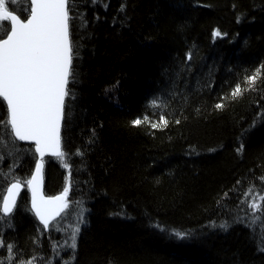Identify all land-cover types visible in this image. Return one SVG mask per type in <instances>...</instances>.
Here are the masks:
<instances>
[{
    "label": "trees",
    "instance_id": "16d2710c",
    "mask_svg": "<svg viewBox=\"0 0 264 264\" xmlns=\"http://www.w3.org/2000/svg\"><path fill=\"white\" fill-rule=\"evenodd\" d=\"M9 7L30 14L28 0ZM71 15L78 55L61 135L72 207L44 231L24 186L8 222L0 219V261L8 264L12 244L18 260L36 264H264V233L245 219L247 199L264 189V76L230 95L264 65V0H73ZM161 115L166 128L131 123ZM0 140L5 194L37 158L4 127ZM44 160L45 195H57L69 169ZM81 212L75 251L60 247Z\"/></svg>",
    "mask_w": 264,
    "mask_h": 264
},
{
    "label": "snow or ice",
    "instance_id": "6c2138e0",
    "mask_svg": "<svg viewBox=\"0 0 264 264\" xmlns=\"http://www.w3.org/2000/svg\"><path fill=\"white\" fill-rule=\"evenodd\" d=\"M15 2L17 0H0V28H5L3 22H10V30H5L4 35L0 36V102L6 105V115L0 120V127L7 129L13 145L17 141L33 143L34 152L39 158L35 161V170L30 178H16L7 188L6 195L0 193V219L8 222L7 218L11 217L17 207L22 187L26 186L31 192L30 211L43 225L44 231H48L54 226L57 218L66 214L72 207L69 200L70 165L62 148L61 132L67 101L72 95L69 85L73 81L74 60L78 55L71 37L73 0H29L30 14L26 19L10 10L9 5ZM92 2L95 3L96 0ZM123 9L124 6L121 5V11ZM212 35L215 39L222 34L216 30ZM187 58L191 59V53ZM262 76L264 65L245 77V83L248 85L246 89L237 84L230 94L231 98L236 99L242 96L244 91L255 90V84ZM151 105L159 107L158 99L151 101ZM215 107L222 109L224 104L217 103ZM131 123L134 127L147 123L153 129H162L168 126L169 121L161 115L155 122L144 116L134 119ZM5 146L0 140V148ZM242 149L243 146L238 151ZM46 154L57 158L62 167L69 169L63 191L55 196H45L41 190ZM3 159V154H0V160ZM2 174L0 172V175ZM261 179L264 180V177ZM252 191V188H249L244 196L247 197ZM247 207L250 213L248 226L255 228L259 224L264 233V195L253 197L248 201ZM239 219L243 222V218ZM83 223L84 215L81 212L78 223L71 229L69 239L60 247L75 251L80 233L79 225ZM219 227L227 231L229 225L225 222ZM173 234L178 239H186L189 236V233L182 231H174ZM260 245V251H264V234L261 235ZM4 246L3 240L0 239V247ZM6 247L9 253L8 264H36V257L18 260L14 245L8 244ZM57 247L53 245L54 250ZM0 264H3V261H0ZM65 264H70V261Z\"/></svg>",
    "mask_w": 264,
    "mask_h": 264
},
{
    "label": "water",
    "instance_id": "95a60500",
    "mask_svg": "<svg viewBox=\"0 0 264 264\" xmlns=\"http://www.w3.org/2000/svg\"><path fill=\"white\" fill-rule=\"evenodd\" d=\"M9 25H10V22H9ZM9 30H10V28H9ZM6 38V37H5ZM18 142H20V143H22V144H31V145H33L34 146V144L33 143H31V142H25V141H18ZM34 148H35V146H34ZM51 157H53V156H51V155H45V157H44V159L45 158H51ZM36 158L38 159L39 157L36 155ZM53 158H55V157H53ZM34 170H35V167H34ZM33 170V171H34ZM44 170V169H43ZM31 176V175H30ZM10 186V185H9ZM8 186V187H9ZM27 188V187H26ZM22 190H23V187H22ZM22 190H21V192H22ZM41 190L43 191V194L45 195V192H44V176H43V181H42V185H41ZM27 191H28V194H29V199H30V208H31V192L27 189ZM20 192V193H21ZM7 194V190H6V192H5V194L4 195H6ZM20 195V194H19ZM58 195V194H57ZM46 196V195H45ZM52 196H55V195H52ZM19 198V197H18ZM19 200V199H18ZM1 205H2V203H1ZM35 216V215H34ZM36 218V217H35ZM59 218V217H58ZM57 218V219H58ZM37 219V218H36ZM38 220V219H37ZM39 221V220H38ZM40 222V221H39ZM42 225V224H41ZM43 226V225H42Z\"/></svg>",
    "mask_w": 264,
    "mask_h": 264
},
{
    "label": "bare ground",
    "instance_id": "6f19581e",
    "mask_svg": "<svg viewBox=\"0 0 264 264\" xmlns=\"http://www.w3.org/2000/svg\"><path fill=\"white\" fill-rule=\"evenodd\" d=\"M28 1H29V0H28ZM5 37H6V36H5ZM16 143L22 144V143H20V142H18V141H17ZM24 145H27V144H24ZM29 145H31V144H29ZM32 146H33V145H32ZM33 148H34V146H33ZM34 153H35V152H34ZM12 183H13V182H12ZM10 184H11V183H10ZM10 184H9V185H10ZM9 185H8V186H9ZM7 188H8V187H7ZM7 188H6V189H7ZM263 191H264V189H263ZM263 191H261V195L263 194ZM256 195H257V194H256ZM256 195L252 196V198L255 197ZM252 198H251V199H252ZM251 199L248 198L247 200L250 201ZM248 201H247V203H248ZM247 203H246V207H247ZM247 211H249L248 207H247ZM245 219H246V222H248L249 216H247V218H245Z\"/></svg>",
    "mask_w": 264,
    "mask_h": 264
},
{
    "label": "rangeland",
    "instance_id": "374dc122",
    "mask_svg": "<svg viewBox=\"0 0 264 264\" xmlns=\"http://www.w3.org/2000/svg\"><path fill=\"white\" fill-rule=\"evenodd\" d=\"M145 124H147V123H145ZM147 125L149 126V124H147ZM260 195H261V193H257V195L255 197H258ZM262 195H264V191H263V194Z\"/></svg>",
    "mask_w": 264,
    "mask_h": 264
}]
</instances>
